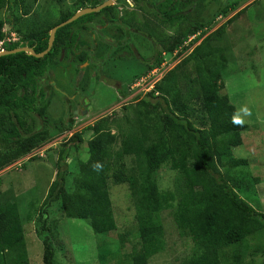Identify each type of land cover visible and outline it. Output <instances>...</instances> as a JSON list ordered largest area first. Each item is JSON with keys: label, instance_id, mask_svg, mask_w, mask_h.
<instances>
[{"label": "trees", "instance_id": "16d2710c", "mask_svg": "<svg viewBox=\"0 0 264 264\" xmlns=\"http://www.w3.org/2000/svg\"><path fill=\"white\" fill-rule=\"evenodd\" d=\"M25 1L0 0V42L7 39L4 26L17 36L16 42H4V51L28 47L35 54L44 52L52 28L76 12L95 8L105 0H76L60 13L55 23L32 32L23 29L17 15L20 8L26 13ZM125 1L118 0L112 7L58 29L51 51L41 59L25 53L0 57V172L20 160L27 163L34 159L29 157L31 152L46 141L47 128L42 126L34 131L27 125L26 117L33 115L44 121V99L53 86L50 80L42 79L55 65L54 58L58 54L64 52L67 60L69 54L73 56V51H79L77 45H84L81 32L87 31L86 24L102 17V25L110 24L120 33L122 40L118 49L129 53L133 51L128 46L131 35L149 41L153 56L140 63L146 74L161 69L166 55L180 59L149 93L136 100L133 117L123 118L125 128L110 118L100 119L86 128L91 138L84 149H81L84 143L81 135H72L58 156L56 179L47 197L42 205L38 199L28 203L25 220L17 202L0 204V264H33V259L31 263L28 257L24 223H31L34 217L38 218L42 264H58L52 230L48 226L49 213L53 211L55 215L61 213L62 219L88 223L96 235L99 264H148L154 255L164 250L161 213L167 210L171 212L179 236L188 237L192 243L184 264H221L222 250L238 249L247 238L264 233V214L243 199L241 195L247 190L241 189L242 186L232 187L225 176L227 171L248 165L247 160L235 158L233 150L243 146V133L246 131L249 136L250 126L236 120V108L223 92L222 84L223 79L241 71L232 66L241 55L234 54L229 41L232 36L225 33L227 26L243 13V9L234 13L239 2L224 5L204 22H191L192 10L213 0H160L151 4L148 11L138 6L139 0H132L142 11L141 19L134 13L121 15L117 6ZM3 11L7 19H2ZM108 17L111 20H104ZM223 20V25L213 29ZM75 25H81V30L73 31ZM197 34L203 37L199 44L195 45L196 40H193L184 46L189 37ZM254 51L251 49L250 55L253 56ZM112 56L117 59L110 55L107 60ZM94 59L81 52L79 63L87 64L82 72L86 76L98 72L104 78L102 68L108 63L105 55L99 57L103 65H96L98 60ZM76 71V74L81 73ZM117 93L122 98L126 96L121 89ZM67 116H71L70 111ZM65 124V130L71 131L72 119ZM72 147L76 154L87 155L85 161L76 159L73 173L66 164ZM126 157L133 160V168H126ZM164 169L178 176L174 191L159 188L158 176ZM67 176H70L71 189L65 187ZM181 182L183 190L178 186ZM115 186L131 193L136 224L133 245L130 240L126 244L130 233L117 235L116 243L109 242V235L116 230L111 200ZM52 205L59 209L55 211ZM238 263L239 251L236 250L231 264Z\"/></svg>", "mask_w": 264, "mask_h": 264}, {"label": "rangeland", "instance_id": "374dc122", "mask_svg": "<svg viewBox=\"0 0 264 264\" xmlns=\"http://www.w3.org/2000/svg\"><path fill=\"white\" fill-rule=\"evenodd\" d=\"M75 1L26 0L24 4L26 13H23L21 8L17 13L20 18L19 23L24 30L29 32L47 27L55 23L60 13L70 8ZM158 1L160 0H139L138 6L144 11H148L151 4L158 3ZM234 1L239 2L238 8H241L240 11L243 9V13L238 15L236 21L227 26L225 33L232 36L231 40L229 37L228 39L232 43L234 54L241 55L240 59L232 66L234 68L239 67L241 71L223 79L222 84L223 92L238 110L235 114L237 121L250 126L248 129L250 135L247 136L245 131L242 136L244 137L243 146L233 150L234 157L247 160L248 165L238 170L227 171L225 176L232 187L242 186L241 189L247 190L246 194L241 195L243 199H246L256 211L264 214V36L260 38V35L264 33V1L255 0L258 4L251 8L249 4L253 0L209 1L202 7L196 6L192 10L189 20L191 22H204L205 18L212 17L224 5ZM117 10L121 15L134 13L136 18H142V11L137 9L132 0H127L118 5ZM232 15L233 13L226 19ZM101 18L86 24L87 31L81 32L82 40L87 42L90 41L88 36L94 35L97 49L93 52L96 59L105 55L109 49L104 41L112 43L119 40V44L122 40L114 26L102 25ZM2 19H7L5 11L2 12ZM223 21H220L213 29L223 25L225 23ZM81 27V25H75L73 31L78 32ZM3 32L9 39L17 40V36L10 33L8 26H4ZM202 39L203 37L196 35L189 37L184 46L193 40H196L195 45H197ZM128 46L134 51L136 59L130 56L131 51L129 53L128 50L121 51L122 48L118 49L117 52H122L123 58L116 61L112 60L102 68L105 74L104 78L94 71L92 75L82 74L79 77L75 73L78 64L75 59L71 58L70 54L69 60H65L64 52L54 58L55 65L42 79L45 82L47 79L50 80L48 82H51L50 85L53 86L50 92L48 89V94L44 99L46 117L44 121L33 115L26 117L27 125L32 127L34 131L45 126L49 133L48 137L43 145L31 152L29 157L34 159L27 163H22L24 160H20L0 172V204L17 202L21 217L25 220L28 203L38 199L39 205H42L47 197L48 191L56 179L58 156L73 134L81 135L84 142L81 144V149H84L86 142L91 138V132L87 131L86 128L93 126L100 119L110 118L122 128L126 127L123 118L133 117V106L137 103L136 100H140L148 92L146 90L148 87L144 88L143 91L134 87L145 73L144 66L140 63L149 61L153 56L152 44L139 35H131ZM253 48L255 53L252 56L250 52ZM163 59L164 62L160 71L157 70L161 73L158 75L159 78L165 72L172 70L180 60L173 59V56L169 55L164 56ZM84 67H80V69ZM81 79H85V81ZM116 88L121 89L122 93L126 95L125 98L118 96ZM55 89L63 91L64 97H69L71 101L70 112H73L71 116H67L68 109L65 108L64 104L66 98L56 94ZM82 97H85L86 106L83 105L85 101L82 102ZM79 100L82 104H79ZM69 118L72 119L71 131L65 130V123ZM112 133H115V130H112ZM69 154L66 164L70 167V171L68 167L67 171L73 173L76 169V159L85 161L87 155L84 152L81 155L76 154L73 147L70 148ZM124 163L127 169L134 167V162L129 157L124 159ZM177 177L169 170H162L158 176L159 188L174 191ZM254 179L258 180L257 183L256 181L253 182ZM178 186L181 190L184 189V183L181 182ZM65 187L67 189L72 188L70 176L66 177ZM111 193L113 195L111 200L116 230L109 235V242L116 243L117 235L130 233L126 236L128 237L126 244L130 240L131 245H133L136 240L133 233L136 224L131 193L128 189H120V186H115ZM52 209L57 211L59 208L52 205ZM161 219L164 250L154 255L148 264H184L190 254L191 241L188 237L179 236L169 210L161 213ZM37 221L38 218L34 217L31 223L25 222L24 231L27 235L28 257L31 258V263L33 259V264H42V245L38 241ZM48 226L52 230V243L55 250V260L58 264H99L96 235L93 234L86 221L62 219L61 213L55 215L53 211L49 213ZM112 250H115L114 247ZM129 250L127 252L130 253L131 250ZM236 250L239 251L240 263L238 264H264V233L247 238L238 249L232 247L222 250L220 252L221 264H231V257L235 255Z\"/></svg>", "mask_w": 264, "mask_h": 264}, {"label": "flooded vegetation", "instance_id": "af4514ba", "mask_svg": "<svg viewBox=\"0 0 264 264\" xmlns=\"http://www.w3.org/2000/svg\"><path fill=\"white\" fill-rule=\"evenodd\" d=\"M105 2V1H104ZM103 2V3H104ZM102 3V4H103ZM101 19H103V18H101ZM100 19V20H101ZM111 20L109 17L108 18H104V20H106V21H109V20ZM119 33V32H118ZM120 34V33H119ZM89 39H90V41L89 42H87V41H84V45H77V47H78V49H79V51H73V56L71 57L72 59H75L76 60V62H77V64H78V66H76V68H75V72H77L76 70H80L81 71V73L79 72V73H77L78 74V76L80 77L82 74H85V72H82L83 70H85L86 68H87V64L86 63H79V60H78V57H79V55L81 54V52H85V53H88L89 55H92L93 57H94V49H97V47L95 46V38H94V35L93 34H90L89 36ZM108 46H109V49H108V53H106L105 54V60H106V62H111L112 60L113 61H116V60H118V58H119V56H121L122 58H123V55H122V52L121 53H118L117 52V50H118V41L117 40H115V41H113L112 43L111 42H107V41H104ZM110 45H111V47H110ZM121 51H124V49H121ZM115 52H116V54H115ZM110 55H115V57H117V59L116 60H114L113 58V56L110 58V59H108L107 60V57H110ZM131 55H134L135 56V53H134V51H132V53H130V56ZM67 60H69V57L67 58ZM95 61H97V63H96V65L98 64V66L99 65H103V62L104 61H101L99 58L98 59H94ZM85 66V67H84ZM80 67H84L83 69H80ZM98 73V72H97ZM99 75H101V74H99ZM51 84V83H50ZM76 85V84H75ZM53 87H51V89H52ZM116 90H117V92H118V90H119V88H116ZM55 91H56V94H59L60 96H63V98L65 99L66 97H64V92L62 91H60V90H57V89H55ZM49 92H50V89H49ZM122 92V91H121ZM48 94V93H47ZM118 96H120V94L118 93ZM82 99V102L83 101H85V102H83V105L84 106H86L85 104H86V100H85V97H82L81 98ZM82 102H80V100H79V104H82ZM64 104H65V108H67L68 109V111H70V108H71V101L69 100V97L68 98H66L65 99V102H64ZM68 114V113H67ZM71 114H73V112H71Z\"/></svg>", "mask_w": 264, "mask_h": 264}, {"label": "water", "instance_id": "95a60500", "mask_svg": "<svg viewBox=\"0 0 264 264\" xmlns=\"http://www.w3.org/2000/svg\"><path fill=\"white\" fill-rule=\"evenodd\" d=\"M117 1L118 0H106L103 4H101L95 8H85L83 10H80V11L76 12L67 21H65V22L59 24L58 26L52 28L49 32L47 48L44 52H42L40 54H35L31 48L23 47V48H18V49L12 50V51H3L0 53V57L7 56V55H13V54H17V53H25L29 56L36 58V59H41L51 51V49L53 47L54 39H55V33L58 29H60L64 26H67L69 24H72L73 22H75L76 20H78L79 18H81L83 16L95 14V13H98L105 8L112 7V6L116 5Z\"/></svg>", "mask_w": 264, "mask_h": 264}, {"label": "built area", "instance_id": "2783aa9c", "mask_svg": "<svg viewBox=\"0 0 264 264\" xmlns=\"http://www.w3.org/2000/svg\"><path fill=\"white\" fill-rule=\"evenodd\" d=\"M14 41L15 40L6 39L5 41L0 42V52H3V44H4V42L5 43H12ZM157 70L160 71V69H155V70L151 71L145 78L141 79L140 82L138 84H136L134 87L136 89L139 88L140 91H143V89L146 88V87H148V88H146L147 91L152 89L154 84L157 83L161 79V77L163 76L162 75L159 78L158 75L161 74V73L158 72Z\"/></svg>", "mask_w": 264, "mask_h": 264}, {"label": "crops", "instance_id": "0c3cea01", "mask_svg": "<svg viewBox=\"0 0 264 264\" xmlns=\"http://www.w3.org/2000/svg\"><path fill=\"white\" fill-rule=\"evenodd\" d=\"M260 1H264V0H260ZM256 4H258V2H257V1L255 2V0H253V2H251V3L249 4V5H250V8H251L252 6H254V5H256ZM249 5H248V6H249ZM248 6H247V7H248ZM262 8H263V7H262ZM240 9H241V8H238V11H235L234 13L240 12ZM263 36H264V33L260 35V38H262ZM260 40H263V39H260ZM255 79H256V77H255ZM255 81H256V80H255ZM255 84H257V82H255ZM235 108H236V107H235ZM236 110H237V109H236ZM237 112H238V110H237ZM240 117H241V116H240ZM236 120H237V119H236Z\"/></svg>", "mask_w": 264, "mask_h": 264}, {"label": "clouds", "instance_id": "9594fccd", "mask_svg": "<svg viewBox=\"0 0 264 264\" xmlns=\"http://www.w3.org/2000/svg\"><path fill=\"white\" fill-rule=\"evenodd\" d=\"M105 1H106V0H105ZM196 36H199V34H197ZM7 39H9V38L7 37ZM16 39H17V38H16ZM16 41H17V40H15L14 42H16ZM12 43H13V42H12ZM3 51H4V50H3ZM0 53H1V52H0ZM154 70H155V69H154ZM152 71H153V70H152ZM150 72H151V71H150ZM150 72H149V73H150ZM149 73H147V74H145L144 76H142V78H140L139 80L145 78ZM139 80H138V81H139ZM139 82H140V81H139ZM139 82H138V83H139ZM138 83H137V84H138ZM135 85H136V84H135ZM135 85H134V86H135ZM139 90H140V89H139ZM151 90H152V89H151ZM151 90H149L147 93H149ZM147 93H146V94H147ZM146 94H145V95H146ZM145 95H144V96H145Z\"/></svg>", "mask_w": 264, "mask_h": 264}]
</instances>
